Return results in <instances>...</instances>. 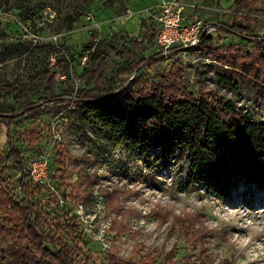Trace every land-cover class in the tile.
Returning a JSON list of instances; mask_svg holds the SVG:
<instances>
[{
    "label": "rangeland",
    "instance_id": "rangeland-1",
    "mask_svg": "<svg viewBox=\"0 0 264 264\" xmlns=\"http://www.w3.org/2000/svg\"><path fill=\"white\" fill-rule=\"evenodd\" d=\"M164 1L0 0V113L16 117L11 126L0 121V189L37 207L43 231L58 248L71 250L75 264H264L262 183L235 176L225 178L223 197L201 185L183 193L188 152L161 138L143 146L117 143L105 136L95 115L74 112L90 53L112 45L135 56L111 55L105 79L89 94L161 87L179 99L192 93L228 102L263 121L264 16L240 21L251 33L233 34L224 29L232 23L233 0H180L189 14L211 25L205 34L211 42L163 55L151 37L156 8ZM248 5L264 12V0ZM43 72L52 76L60 100L44 98L45 80L31 82ZM22 87L31 89L29 112L12 92ZM12 148L21 151L22 168ZM39 162L47 165V175L36 182L25 169ZM0 224V264H54L28 258L8 236L7 223ZM71 226L77 230L66 228Z\"/></svg>",
    "mask_w": 264,
    "mask_h": 264
},
{
    "label": "trees",
    "instance_id": "trees-1",
    "mask_svg": "<svg viewBox=\"0 0 264 264\" xmlns=\"http://www.w3.org/2000/svg\"><path fill=\"white\" fill-rule=\"evenodd\" d=\"M248 1H232V23L228 29H224L233 34L251 33L240 21H247L252 15L256 18L264 16V12L249 9ZM145 26V23H140L141 29H145ZM154 31L151 38L155 40L156 29ZM257 40L261 42L263 39ZM209 42L211 38L205 35L200 40V46ZM111 55L120 59L135 56L124 46L116 49L112 45L106 46L103 52L90 53L88 64L79 76L80 91L73 104L75 114L83 112L85 117L95 115L105 136L117 143L143 146L154 138H161L188 152L192 159L183 193L201 185L207 193L213 192L218 197H223L227 190L225 178L235 176L249 177L264 186V119L256 122L248 113L236 110L228 102L209 101L192 93H185L179 99L172 94L167 95L161 87H155L151 93L119 90L98 96L89 94L94 84L105 79L106 61ZM146 61L147 59L136 63V68ZM232 65L235 66L233 63ZM44 80L49 83L48 93L44 98L50 102L60 100L53 95L54 82L47 72L39 73L31 82L40 85ZM30 90L27 87L12 89L15 101L25 112L33 108L26 97ZM0 121L11 126L16 117L0 113ZM10 133V129L5 131L6 136L11 139ZM29 136L31 138V134ZM10 155L17 168H22L21 151L12 148ZM22 173L29 177L25 171ZM1 214H6L0 222H5L10 227L8 236L18 243L21 251L30 256L28 258L38 256L49 259L54 264H75L71 250L66 246L58 248L55 237L45 234L43 214L33 203L25 205L22 200L15 201L0 189ZM56 227V230L64 229L58 224ZM66 228L72 232L77 230L74 226ZM0 230H3L1 224ZM24 244L29 248L23 247Z\"/></svg>",
    "mask_w": 264,
    "mask_h": 264
},
{
    "label": "built area",
    "instance_id": "built-area-1",
    "mask_svg": "<svg viewBox=\"0 0 264 264\" xmlns=\"http://www.w3.org/2000/svg\"><path fill=\"white\" fill-rule=\"evenodd\" d=\"M188 8L189 5L180 0H167L157 6L155 45L159 53L166 55L173 49L195 47L200 44L202 31L206 33L211 27L195 14H189ZM25 170L36 182H41L47 175V165L44 162L34 163Z\"/></svg>",
    "mask_w": 264,
    "mask_h": 264
},
{
    "label": "water",
    "instance_id": "water-1",
    "mask_svg": "<svg viewBox=\"0 0 264 264\" xmlns=\"http://www.w3.org/2000/svg\"><path fill=\"white\" fill-rule=\"evenodd\" d=\"M205 31H202V33H201V38L203 37V36H205Z\"/></svg>",
    "mask_w": 264,
    "mask_h": 264
}]
</instances>
